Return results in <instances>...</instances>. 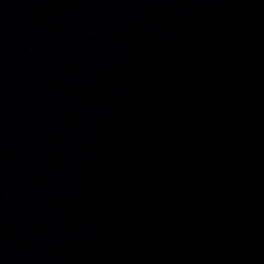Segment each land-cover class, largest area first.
Returning a JSON list of instances; mask_svg holds the SVG:
<instances>
[{
	"label": "water",
	"instance_id": "water-1",
	"mask_svg": "<svg viewBox=\"0 0 264 264\" xmlns=\"http://www.w3.org/2000/svg\"><path fill=\"white\" fill-rule=\"evenodd\" d=\"M164 0H0V264H67Z\"/></svg>",
	"mask_w": 264,
	"mask_h": 264
}]
</instances>
